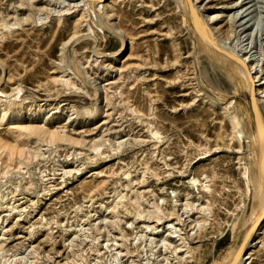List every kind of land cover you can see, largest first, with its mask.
I'll use <instances>...</instances> for the list:
<instances>
[{
    "label": "rangeland",
    "instance_id": "rangeland-1",
    "mask_svg": "<svg viewBox=\"0 0 264 264\" xmlns=\"http://www.w3.org/2000/svg\"><path fill=\"white\" fill-rule=\"evenodd\" d=\"M88 1L0 0V264H221L252 229L245 178L263 176L245 83L180 1ZM197 1L201 24L234 12ZM249 1L255 21L223 16L215 39L261 78L264 125V0ZM248 241L243 264H264V228Z\"/></svg>",
    "mask_w": 264,
    "mask_h": 264
},
{
    "label": "bare ground",
    "instance_id": "bare-ground-1",
    "mask_svg": "<svg viewBox=\"0 0 264 264\" xmlns=\"http://www.w3.org/2000/svg\"><path fill=\"white\" fill-rule=\"evenodd\" d=\"M104 1L105 0H93V1H88V3H91V4H95L96 6L98 4H104ZM180 1L181 5L183 6V8L187 11L188 10V3H187V0H178ZM221 1H228L226 2L223 6H211L209 8H211V10L213 9L214 10H219L221 8H224V9H234V12H232L231 15L227 14H224L222 15L219 11V13L217 14H214L211 12H208L206 13L205 15L202 14V18L203 20L205 21L204 24H201L200 22V19L195 16V27L197 29V33H198V39L202 42L204 48L209 52V54L215 56V58L220 61V63L226 65L231 71L235 72L236 74L240 75L243 80V83H245V88L246 90L249 92L250 89L252 87H254V91H255V94H256V101L259 102L260 99H259V89H258V85L261 83V78L258 77V75H255V76H252V67L251 68H247L248 65H247V57L245 58V56L242 54V50L239 49V48L236 46V45H233V44H229L227 42H225V40H221V39H215L216 35H215V32H216V29L219 27L218 26V23L219 21L223 20V16L226 17L227 15V18L230 19V22H236L237 23V26H241L244 27L247 26L246 24H251V22L248 23V21H250V19L252 18V21H255V19H253V14L252 12H254L253 10L251 11L250 9V5H249V0H236L235 2L233 1V3H230L229 1L230 0H221ZM251 1H254V0H251ZM257 1V0H256ZM263 1V0H261ZM29 2V1H28ZM31 2V1H30ZM85 2V1H84ZM106 2V1H105ZM197 0H192V4L194 6V8L199 11L200 10V5L202 4H197ZM255 2V1H254ZM24 3V2H23ZM26 3V2H25ZM179 3V4H180ZM20 4V3H19ZM32 4V3H30ZM87 4V3H86ZM253 4V3H252ZM258 4V3H257ZM263 4V3H262ZM38 5V4H37ZM180 5V6H181ZM256 5V4H255ZM29 6V5H28ZM36 7V5H33ZM99 6V5H98ZM97 6V9H99V7ZM258 6V5H257ZM255 6V7H257ZM261 6L264 7V5H259V7ZM254 7V8H255ZM31 8V6H30ZM96 8V7H95ZM104 8V7H103ZM223 9V10H224ZM260 9V8H259ZM104 10V9H103ZM108 10V9H107ZM255 10V9H254ZM102 11V10H101ZM112 11V10H111ZM261 11V9H260ZM230 12V11H229ZM256 12L258 13L259 10ZM257 13L255 15H257ZM219 14H221L219 17H217ZM103 15V14H102ZM114 15V13L112 14ZM260 15V14H259ZM255 16V18L257 17H260V16ZM3 16V15H2ZM9 16V15H8ZM7 17V16H6ZM112 18V17H111ZM110 20H113L111 19ZM222 18V19H221ZM256 18V19H257ZM2 19V17H1ZM6 19V18H5ZM260 19V18H259ZM258 19V20H259ZM3 20V19H2ZM256 20V21H258ZM4 21V20H3ZM194 21V20H193ZM229 21V20H228ZM194 23V22H193ZM214 23V24H213ZM257 23V22H255ZM213 24V25H211ZM234 25V23H233ZM236 25V24H235ZM252 25L253 22H252ZM7 26V24L5 25ZM236 26V27H237ZM112 27V26H110ZM113 28H114V32L120 37V44H119V48H117V50L115 51L116 53L114 54L115 57H117L120 53H122L124 50L127 49L128 47V44H127V37H126V33L124 32V30L122 29V27L120 25H118V23H113ZM112 28V29H113ZM238 28V27H237ZM251 29V28H250ZM253 29V28H252ZM255 29V28H254ZM251 30V31H254ZM220 31V30H219ZM236 31V30H235ZM240 31V30H238ZM257 31V30H256ZM112 32V33H114ZM246 32V31H245ZM239 33V32H238ZM244 33V32H243ZM249 33V32H247ZM241 34V33H240ZM250 34V33H249ZM252 34V33H251ZM250 34V35H251ZM257 34V33H256ZM79 36V35H78ZM91 36V35H90ZM221 36V35H220ZM252 36V35H251ZM94 37V36H93ZM92 37V38H93ZM240 37V36H239ZM248 37V36H247ZM197 38V37H196ZM217 38H220V37H217ZM95 39V38H94ZM93 39V41H95ZM226 39V38H225ZM235 41V40H234ZM240 42V41H239ZM94 43V42H93ZM240 45V44H239ZM248 45V44H246ZM93 47V46H92ZM242 47V45H241ZM243 48V47H242ZM94 49V47L92 48ZM245 49V48H244ZM97 51V50H96ZM206 52V51H205ZM109 54V53H108ZM112 54V53H111ZM217 61V62H218ZM250 67V66H249ZM258 74V73H257ZM258 77V78H257ZM232 78V77H231ZM229 79V78H228ZM95 86V85H94ZM99 87V86H98ZM20 90V89H19ZM18 90V91H19ZM17 91V93H18ZM20 92V91H19ZM100 92V91H98ZM96 93V92H94ZM96 103V102H95ZM94 113V112H93ZM95 115V114H94ZM7 117V114L6 112H4L1 116H0V123H2L5 118ZM257 118H258V123H257V128H256V136H255V140H256V143L260 144V143H263L264 142V125L261 121V117H260V114L258 112L257 114ZM237 119V118H236ZM232 124V123H231ZM31 125H29L30 127ZM234 126V125H233ZM27 127V128H29ZM235 127H238L235 126ZM30 129H33L34 131H38L41 132L42 129H40L39 127H34L32 125V127ZM32 130V131H33ZM30 131V130H29ZM237 131L239 133H242L241 132V128L237 129ZM43 132V131H42ZM52 132L50 133L51 137L52 138H57L59 136V133L57 132ZM58 134V136H57ZM49 135V136H50ZM61 135V134H60ZM63 136V135H62ZM252 136V135H251ZM60 137V136H59ZM61 138V137H60ZM63 138V137H62ZM245 139V138H244ZM252 139V138H251ZM253 141V140H252ZM246 142V141H245ZM252 143V142H251ZM255 142H253L252 144H254ZM246 145H247V142H246ZM260 147V146H259ZM258 147V148H259ZM250 151V150H249ZM206 153V152H205ZM257 154V153H255ZM253 154H251L252 156ZM255 157V156H254ZM251 158V157H250ZM256 158V157H255ZM263 162H262V166H263V176H260L259 172L256 173V171H252L251 172V175L250 176H247V178H245L247 180L246 183L248 184H251L252 187H253V200L255 202V207L253 208L252 212H251V215H250V218H249V221L250 223H252V229L250 231V233H247L244 237V241H248L251 239L252 235L258 230V228L260 227V229H263L264 228V157H263ZM250 165V164H249ZM258 169H259V166H258ZM245 170V169H244ZM178 171V170H177ZM245 173V172H244ZM191 177V176H190ZM197 179H195L194 177H191L190 178V182L191 183H195ZM245 180V181H246ZM245 183V182H244ZM245 183V185H246ZM190 184V183H189ZM202 184V183H201ZM203 186V185H201ZM204 188H206L205 186H203ZM247 187V186H246ZM207 189V188H206ZM239 189V188H238ZM247 190H248V187H247ZM252 192V191H251ZM250 192V193H251ZM121 195V194H120ZM250 196H252L250 194ZM122 197V196H121ZM137 197V196H136ZM135 196L132 197V198H136ZM139 199V198H138ZM132 201V200H131ZM173 201V200H172ZM240 201V200H239ZM242 201V200H241ZM136 203L137 200H136ZM180 204V203H179ZM156 205V204H155ZM153 206V207H157V206ZM238 205V204H237ZM237 205L235 208H237ZM163 207V206H162ZM176 207V206H175ZM186 207V206H185ZM152 208V207H151ZM150 208V209H151ZM160 207L158 206L157 208H154V210L156 209L155 213H154V216L156 217V221L157 220H160L161 218H163L161 215H160V210L159 209ZM161 209H164V208H161ZM147 210V209H146ZM149 210V209H148ZM180 210V209H179ZM178 210V211H179ZM152 211V209H151ZM177 211V210H176ZM248 211V210H247ZM154 212V211H152ZM240 212V211H239ZM244 212V211H243ZM148 213V212H147ZM150 213V212H149ZM164 214V213H163ZM177 214V213H176ZM184 214V213H183ZM248 214H249V211H248ZM141 215V213L139 214ZM147 215V214H146ZM179 215V214H178ZM232 215V214H231ZM244 215V214H243ZM164 216H166L164 214ZM176 216V215H175ZM182 216V215H180ZM154 217V218H155ZM165 218V217H164ZM167 218V217H166ZM179 219V218H178ZM237 219V218H236ZM179 222V221H178ZM198 223V222H197ZM196 223V224H197ZM251 225V224H250ZM195 226V225H194ZM231 228H232V224H231ZM242 228V227H241ZM245 233V232H244ZM243 238V237H242ZM249 243V241H248ZM250 244V243H249ZM240 248L239 246L235 249V250H231V252L229 251V253L223 258H221L220 260V263L222 261L221 264H243L244 260L247 258V256H245L244 253L240 254ZM173 252V251H172ZM227 253V252H226ZM198 256V255H197ZM199 258V256H198ZM195 259V258H194ZM223 259V260H222Z\"/></svg>",
    "mask_w": 264,
    "mask_h": 264
},
{
    "label": "water",
    "instance_id": "water-1",
    "mask_svg": "<svg viewBox=\"0 0 264 264\" xmlns=\"http://www.w3.org/2000/svg\"><path fill=\"white\" fill-rule=\"evenodd\" d=\"M187 3H188V8L191 12V14L194 16H197L196 12H195V9L193 7V4H192V0H187ZM248 95H249V102H250V105H251V108H252V111L253 113L255 114L256 118H257V114H258V110H257V102H256V94H255V91H254V87H252L250 89V91L248 92ZM257 123H258V118H257ZM264 144V142L262 143ZM264 157V155H263ZM263 162V161H262ZM243 243L242 242L240 245H239V248L241 250L242 246H243Z\"/></svg>",
    "mask_w": 264,
    "mask_h": 264
}]
</instances>
